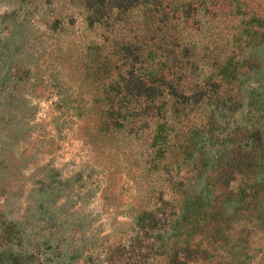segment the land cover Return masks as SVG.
I'll return each mask as SVG.
<instances>
[{"label": "rangeland", "instance_id": "1", "mask_svg": "<svg viewBox=\"0 0 264 264\" xmlns=\"http://www.w3.org/2000/svg\"><path fill=\"white\" fill-rule=\"evenodd\" d=\"M44 1L30 8L0 0V76L8 74L0 85L2 216L34 233L33 244L48 239L53 248L42 246V257L52 263L131 264L137 216L146 211L162 218L168 248H188L184 264H264L257 225L233 247L203 242L210 250L203 259L195 231L172 236L211 173L207 165L196 177V141L215 162L232 147L228 128L242 109L230 125L215 111L210 126L212 106L177 104L163 147L152 146L153 121L125 109L150 102L155 87L150 108L163 112L171 98L160 92L169 84L189 92V101L200 87L212 96L215 89L236 96L239 87L242 99L264 75V0H102L101 25L92 28L83 0ZM222 72L232 73L229 85ZM111 103L119 112L114 129L100 125ZM177 145L186 156L176 157ZM161 148L171 154L157 158ZM147 260L167 264L163 255Z\"/></svg>", "mask_w": 264, "mask_h": 264}, {"label": "trees", "instance_id": "2", "mask_svg": "<svg viewBox=\"0 0 264 264\" xmlns=\"http://www.w3.org/2000/svg\"><path fill=\"white\" fill-rule=\"evenodd\" d=\"M17 1L19 4L28 1L30 8H33L43 0ZM50 1L45 0L44 4L50 5ZM148 1L161 3L163 0H135L138 5ZM101 2L102 0H83L84 22L91 28L101 25ZM29 12L30 10L25 12L24 19ZM15 13L16 10L12 11L11 15L15 16ZM51 16L55 18L53 14ZM251 67L255 66L251 65ZM255 68L258 69V67ZM222 70L226 71L227 68L223 67ZM230 74L232 73L222 72L221 77L227 85L231 82L229 78H234ZM7 75L0 76V85L6 82ZM256 79L255 84L243 91L242 99L237 92L239 87L235 90L236 96H233L231 92L225 93L216 89L213 96L206 95L205 90H201L202 87H200L199 91L192 92V94L196 92V100L189 101L191 95L188 94L189 92L169 84L163 87V92L162 90L160 92L171 98L165 103L163 112H152L150 108L155 87H148V90H151L150 96L153 93V97L144 106L141 104L125 106L126 111L131 113L129 115L136 114L140 120L153 121L155 128L152 146L159 144V147H163L164 140L167 139L169 118L172 115L176 117L180 113L177 104L183 107L193 103L212 106L210 116L206 118L207 124L214 117L215 111H219L230 125V118L234 116L235 109L236 111L242 109L241 119L232 124L234 127L228 128L230 134L234 136L231 139L232 147L225 150L224 154L218 155L215 162L208 163L209 158L203 157L204 150L199 146L200 142L196 141V177H201L202 169L207 165H210L211 173L203 180L202 188L196 193L194 202L185 207L172 226L174 231L172 236L178 239L183 235L188 236L189 231H195L196 236H199L196 240V254H200L201 259L206 258L210 251L206 246H201L203 242L210 247L217 241L223 244L232 242L233 247L234 243H238L237 241L243 238L242 233L248 227L247 225L264 228V75ZM114 108V104L108 105L106 112H103L101 116L103 121L100 125L112 129L119 125V118H116L119 112L114 111ZM227 114L231 116L227 118ZM213 125L210 123V126ZM201 127H196V140L199 138L197 129ZM209 132L211 133V130ZM175 148L177 158L186 156L188 153V149L181 145ZM157 150H161L158 151L159 154L157 152V158H164L167 153L171 154L164 148ZM197 155H199L198 158ZM181 183L179 182L178 185ZM137 221L136 235L133 236V242L130 245L133 258L131 264H148L147 258L151 253L165 256L167 264H184L182 259H186L188 248H182V243L179 246L172 245L175 249L168 248L166 238L163 236L165 230L162 218L155 213L142 211L138 214ZM31 235L33 236L30 237ZM144 238H149V241L146 243ZM34 239H37L34 233L28 234L24 226H19L16 220L3 217L0 212V264H61L59 260L52 263L53 258L49 256L42 257V254H45L43 248L46 250L53 248V244L48 239H39V245L33 244ZM150 250L153 252L150 253ZM59 256L57 255L56 259Z\"/></svg>", "mask_w": 264, "mask_h": 264}]
</instances>
